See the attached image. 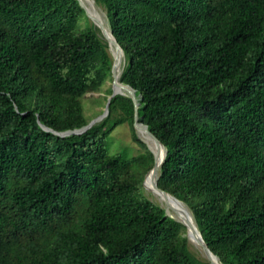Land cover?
I'll return each instance as SVG.
<instances>
[{
    "label": "trees",
    "instance_id": "1",
    "mask_svg": "<svg viewBox=\"0 0 264 264\" xmlns=\"http://www.w3.org/2000/svg\"><path fill=\"white\" fill-rule=\"evenodd\" d=\"M95 2L167 150L159 187L222 264H264V0ZM112 67L78 0H0V264H209L145 195L154 155L130 97L57 134L103 114ZM125 123L144 149L131 158L108 148Z\"/></svg>",
    "mask_w": 264,
    "mask_h": 264
},
{
    "label": "water",
    "instance_id": "2",
    "mask_svg": "<svg viewBox=\"0 0 264 264\" xmlns=\"http://www.w3.org/2000/svg\"><path fill=\"white\" fill-rule=\"evenodd\" d=\"M81 7L85 10L87 17L94 23L96 27H98L102 33V36L107 41L109 45V51L113 57V67H112V94L108 96V100L106 103V106L104 108L103 114L98 116L97 118L93 119L87 126H84L81 129H77L75 131H67L62 133H57L58 135L62 137L71 136V135H82L85 134L87 131H89L92 127L102 122L105 118L109 116L110 113V106L112 99L118 95L128 96L130 97L135 105V117H134V127L137 133L139 131H143L148 135V139L157 147V150L159 148H164L165 150V157L164 160L159 163L158 156L152 149H149L153 155H154V166L153 168L147 173L144 180V189L147 190L146 182L149 176L152 177V186L150 192L153 195H159L166 200V205L161 206L166 213V217H170L179 223H181L185 229H186V236L190 242V244H193L197 248H199L206 260L209 262V264H222L221 262L218 263L215 261V258L219 260V257L215 255L212 250L210 249L208 243L205 241L201 231L199 230L197 224L196 226L192 223V218H194L191 210L188 208L187 205H185L182 201L177 199L175 196L171 195L170 193L162 190L158 185L159 180V172L161 169V166L163 165L167 150L165 146L161 143V141L151 132L149 127L142 122V117L139 115V108L141 105V97H138L136 94V91L131 88L128 85L123 84L120 79L122 76V73L125 68L126 59H125V52L121 45L119 44L118 40L113 35V32L111 30V27L109 25H106L105 22H103L86 4L84 0H78ZM122 70V71H121ZM121 71V73H120ZM98 96V94H96ZM45 128V127H44ZM47 131H51V129L45 128ZM171 204V205H170ZM172 211H174L178 215V219L173 215ZM195 220V219H194ZM196 223V221H195ZM220 261V260H219Z\"/></svg>",
    "mask_w": 264,
    "mask_h": 264
},
{
    "label": "rangeland",
    "instance_id": "3",
    "mask_svg": "<svg viewBox=\"0 0 264 264\" xmlns=\"http://www.w3.org/2000/svg\"><path fill=\"white\" fill-rule=\"evenodd\" d=\"M97 7L102 11L103 16L105 18V23H106V25H108V19H107V14H106L105 9L101 6H98V5H97ZM110 88H112V81L107 80V82L105 83V85L103 87V90L107 93V91ZM104 95H106V94H102V95H98V96L88 95L87 99L92 97V96L98 98V97H103ZM93 107H96V110H101L99 107L97 108V106H93ZM93 107L88 105V102L84 100V117L87 120H91L96 116V111L94 110ZM135 135L137 136V138L141 142L146 144V146L150 149L148 143H146L141 138V136H139L140 134L135 132ZM108 148H109L110 153H113V154L121 153L125 156V158H131V157L137 156L144 151L142 145L138 141L135 140L134 133L132 132V127L129 123H125L123 125H120L114 130V132L111 134V137L109 138ZM144 190H145V195L151 201H153L154 203H156L159 206H163L162 203L155 197V195H153L148 189L147 190L144 189ZM191 249L201 259L206 260L202 251L199 248H197L196 246L191 244Z\"/></svg>",
    "mask_w": 264,
    "mask_h": 264
},
{
    "label": "bare ground",
    "instance_id": "4",
    "mask_svg": "<svg viewBox=\"0 0 264 264\" xmlns=\"http://www.w3.org/2000/svg\"><path fill=\"white\" fill-rule=\"evenodd\" d=\"M85 2H86V4L90 7V9L103 21V22H105V18H104V16H103V13H102V11L97 7V5H96V2H95V0H84ZM122 71V70H121ZM121 71H120V73H121ZM138 134H140L139 136H141V138L146 142V143H148V145H149V147H150V149H152L153 151H155V153L157 154V156H158V161H159V163H161L163 160H164V157H165V150H164V148H159L158 150H157V147L148 139L149 137H148V135L145 133V132H143V131H139V133ZM146 186H147V189L150 191L151 190V186H152V177L151 176H149L148 177V179H147V182H146ZM155 197L162 203V205L165 207V205H166V200H165V198H163V197H161V196H159V195H155ZM171 205V204H170ZM172 213H173V215L178 219L179 217H178V215L174 212V211H172ZM191 218H192V223H193V225H195L196 226V223H195V220H194V218L191 216ZM204 235V234H203ZM215 261L216 262H218V263H220V261L217 259V258H215Z\"/></svg>",
    "mask_w": 264,
    "mask_h": 264
}]
</instances>
